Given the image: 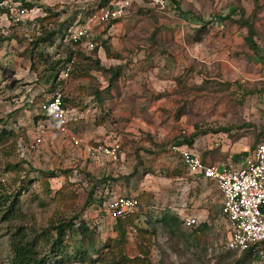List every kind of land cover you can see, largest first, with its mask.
<instances>
[{
  "label": "rangeland",
  "instance_id": "rangeland-1",
  "mask_svg": "<svg viewBox=\"0 0 264 264\" xmlns=\"http://www.w3.org/2000/svg\"><path fill=\"white\" fill-rule=\"evenodd\" d=\"M28 1L32 8L23 23L0 25V182L8 193H19L24 214L11 222L0 215V264H9V238L16 228L22 227L28 240L45 232L49 242L40 239L38 248L44 256L54 239L50 227L73 217L94 227L101 260L79 252L75 233L64 240L67 254L53 257L50 264L113 259L120 264H218L228 253L221 196L212 181H196L178 167L169 147L183 129L186 134L206 132L195 139L194 148L211 163L237 168L244 161L240 154H250L256 138L264 143V64L246 47V28L221 21L240 7L249 16L255 0H177L180 12L170 0L164 8L132 0L117 22L93 27L97 45L108 39L111 51L121 57L107 61L102 46L98 50L105 68H120L110 89L98 71L80 77L86 68L76 59L63 66L68 42L57 39L56 47L40 46L33 59L28 56L41 32L39 20L48 16L46 8L58 17L43 25L56 28L67 20L78 24L95 0ZM258 2L255 41L264 56V0ZM52 83L70 102L68 133L55 122L36 120L35 100L49 95ZM106 89L110 91L103 94ZM69 134L80 146L69 145ZM37 138L40 148L30 150ZM114 143L120 146L116 162L88 151ZM45 172L58 177L44 184L39 174ZM90 177L111 178L99 187L97 198L100 192L110 197L137 194L141 208L135 221L145 233H120L114 220L89 204ZM166 214L180 221L194 216L199 223L187 229L180 224L172 233L161 223ZM201 224L208 230L197 232Z\"/></svg>",
  "mask_w": 264,
  "mask_h": 264
},
{
  "label": "built area",
  "instance_id": "built-area-1",
  "mask_svg": "<svg viewBox=\"0 0 264 264\" xmlns=\"http://www.w3.org/2000/svg\"><path fill=\"white\" fill-rule=\"evenodd\" d=\"M132 0H120L108 6L92 9L83 24H75L67 33L66 42L78 44L80 48L91 51L96 43L93 27L108 25L113 20L120 19ZM159 8H164L165 0H150ZM32 11V10H30ZM28 12L13 0H0V25L23 23ZM38 112L49 116L56 127L68 133L70 111L62 103V94L55 92L38 103ZM185 134L186 130L180 132ZM69 145L80 146V140L74 135H68ZM41 139L37 138L30 145V150H38ZM92 155H100L116 162L120 154L117 143L97 145L88 149ZM171 152L178 155V163L185 171L194 176H200L212 181L222 198L221 217L226 222L228 237L226 249L238 254L254 247L257 255L264 262V143L257 145L237 168L226 165H207L200 158L195 148L171 145ZM112 219L133 216L139 212L140 203L136 195L110 197L104 206ZM197 219L185 218L184 228L197 225ZM129 234H136V228L130 227Z\"/></svg>",
  "mask_w": 264,
  "mask_h": 264
},
{
  "label": "trees",
  "instance_id": "trees-1",
  "mask_svg": "<svg viewBox=\"0 0 264 264\" xmlns=\"http://www.w3.org/2000/svg\"><path fill=\"white\" fill-rule=\"evenodd\" d=\"M13 1H15L16 3H19L21 8H26V9L32 8V5L29 4L28 0H13ZM115 1H120V0H95V5L92 8H89L84 11L83 18L79 20L78 24H83L85 18L91 14L92 9L94 7L96 8L105 7ZM170 1L175 5V9L180 12L179 2L177 0H170ZM45 11L48 13V16L46 18L39 20L40 21L39 23L41 25L40 27L41 32L38 36H36L33 39L31 43V47L28 51V56L31 59L34 58L35 51L40 46H43V48H46V49L54 48L57 46L56 44L57 39L60 41V44L63 42L66 43L65 40L67 38L68 30L75 24V23L73 24L74 20L73 21L67 20L63 24L61 23L58 24L56 28L55 27L49 28L47 26H44L43 24L45 22H49L51 19L57 20V17H58V15L53 13L51 9L46 8ZM258 11H259V2L258 0H255L253 11L249 16H246L245 11L240 7L238 9L232 10L230 13L226 15H222L221 21L227 20L230 23L237 25L239 28H246L247 35L245 37V45L250 51L253 52L254 56L262 64H264V56L261 55V48L255 41V36L257 35L255 22L258 20ZM118 20H113L110 23L111 24L115 23ZM204 27L205 25L202 26V28L198 30V33L200 34L198 39L202 37L201 36L202 32L205 30ZM68 44L70 45V48L68 49L66 57L62 60V63L64 64L63 66L68 65L70 62L73 61V59H76V61H78L82 67L86 68V72H84V74L83 73L78 74L80 77H88L87 75H89V72L92 70L98 71L102 73L104 76H106L107 82H108V88L110 89V86H112V84L116 82V80L119 78L120 68L117 66L105 68L101 63V60L98 58V50H100V47L102 46L101 48L103 49L104 54L107 59L118 60V59H121V57L119 54L113 53L111 51L109 40L108 39L104 40L100 47L96 43L95 48L89 51L90 54L88 55H85L83 52H81L82 49L80 48L78 44H72V43H68ZM68 73H70V70H68L67 76H68ZM52 79L54 80L57 79V75H54ZM50 88L51 89L49 90V95L47 96H50L51 94H54L55 92L61 93V90L56 89L54 83L51 84ZM109 89H106L104 92L102 91L101 92L103 94L108 93L110 91ZM103 94H101V99H103L104 97ZM97 97H99L100 99V93ZM45 98L41 100H35L36 108L38 107V102L44 101ZM62 103L66 108H69L68 104H70V102H68V100L63 95H62ZM71 105L76 106V104L74 103ZM37 119L44 120V121L49 120L51 122H54V120H52L49 116L45 114H41L40 112L38 116H36V120ZM204 133L206 132L195 131L192 134H186V133L181 134L180 133V135L176 138L175 141H173L172 144H175L177 146H186L189 148H194L195 139ZM255 140H256L255 142L256 144L254 145V148L260 143H263V142H257L258 138H256ZM169 149H171V146L169 147ZM240 155L245 160L249 154L242 153ZM175 156L177 159H179L178 155H175ZM239 156H234V160L238 159ZM201 158L203 162L207 165H217V164L209 162L207 157L205 158L201 156ZM178 167H180L183 171H185V167H182L180 164ZM39 175L42 176V180L44 184H47L48 183L47 181L49 179L58 177L57 173L55 172H47V173L45 172L44 174H39ZM89 179L91 181L90 185H92L90 189V194L88 195L89 204L90 205L96 204L98 210L102 211L105 215H108L104 208V204L110 198L111 195L110 194L102 195L103 192H100L101 194L98 198L94 195L99 190V187L111 181V178L102 177L100 180L99 179L96 180L90 177ZM123 179H128V178L124 177ZM113 181L118 182L120 180H113ZM105 188H102V189H105ZM137 199L140 203L138 196H137ZM140 206H141V203H140ZM221 207H220V213H221ZM0 215H1V219L5 222H11L13 220L23 219L24 217V214L21 211L19 193H16V194L8 193L5 190V187L2 185L1 182H0ZM137 215L138 213L133 216L126 217L124 219L123 218H120V219L111 218V219L114 220L116 226L119 227L118 230L122 234H124L125 231L127 234H129V228L131 226L136 228V233L137 231H139L140 234L145 233L144 232L145 230H139V226L138 224H136L135 219ZM149 223L150 222L148 221L146 225ZM161 223L165 226V228L168 231L174 233L175 230L181 224V221L179 220V218H177V216L173 214L171 215L166 214L162 217ZM196 229H197V232H204L208 230V226L206 224H201ZM50 230L53 232L54 239H52L51 242L49 243V250L47 251L46 255L41 256L38 252V248L40 245L39 240L43 239V241L45 240V242L48 243L49 242L48 235L44 232L41 234L42 238H40L41 236H37V237L34 236V238H30L28 240V237H29L28 233H26L22 227L16 228V230H14L13 233L10 234V238H9V248H10V255L8 258L9 264H50L53 257L57 258L58 255H60L61 253H64L65 255L67 254L66 246L64 245V240L65 238H69V237L72 238L75 233L79 237L78 238L79 244H80L79 252L83 253L84 252L83 250H85L87 252H90L98 256L99 260H101L100 258L101 249L97 247L98 246L97 245V234L94 230V227H90L89 223H87L86 221L79 219V217H73L70 220L61 221L60 223H57L56 225L51 226ZM136 235L137 234L133 236H136ZM106 247H107L106 249L109 251V254L113 255L114 252L110 248V246H106ZM233 253L236 254V252H232L228 250V253L224 255L223 257H221L222 259L219 261L218 264H250L252 261H255V260L261 261L254 247H251L250 249L240 253L238 257L236 258H233L234 257ZM59 261L60 260L58 259L56 262L58 263ZM121 261H124V260H121ZM106 264H120V263L118 262V260L113 259L112 261L106 262Z\"/></svg>",
  "mask_w": 264,
  "mask_h": 264
},
{
  "label": "crops",
  "instance_id": "crops-1",
  "mask_svg": "<svg viewBox=\"0 0 264 264\" xmlns=\"http://www.w3.org/2000/svg\"><path fill=\"white\" fill-rule=\"evenodd\" d=\"M100 54H101V51H99V59L101 60L102 57H101ZM104 59L107 60V61H109V60H110V61H113V60H114V59H107L106 56H105V54H104ZM109 63H110V62H109ZM197 152H198V151H197ZM198 154H199V156H200V158H201V154H200L199 152H198ZM201 159H202V158H201ZM219 165H225V164H219ZM226 166H230V165H226ZM187 174H188V173H187ZM188 175H189V176H192V179H194V180H196V181H198V179H203V178H201V177H199V176H194V175H190V174H188ZM203 180H205V179H203ZM208 181H209V180H208ZM217 190H218V189H217ZM129 195H132V194L129 193ZM134 195L137 196V194H134ZM221 199H222V198H221ZM139 211H140V209H139ZM220 216H221V215H220ZM185 218H194V216H186V217L183 216V218H181V220H182V221H181V222H182L181 225H182V226H183V220H184ZM197 221H198V220H197ZM198 223H199V222H197V225H198Z\"/></svg>",
  "mask_w": 264,
  "mask_h": 264
}]
</instances>
